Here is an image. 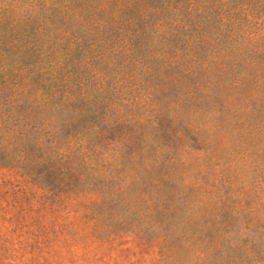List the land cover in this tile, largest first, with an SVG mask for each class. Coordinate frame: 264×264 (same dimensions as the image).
Returning <instances> with one entry per match:
<instances>
[{
  "label": "rangeland",
  "instance_id": "374dc122",
  "mask_svg": "<svg viewBox=\"0 0 264 264\" xmlns=\"http://www.w3.org/2000/svg\"><path fill=\"white\" fill-rule=\"evenodd\" d=\"M67 1L0 0V22ZM72 1L58 9L69 28L103 4ZM211 32L206 43L180 34L171 76H115L107 91L115 102L99 103L64 134L78 138L93 127L87 156L49 157L41 107L13 108L25 121L0 122V264H167V256L177 264H255L260 255L233 248L257 235L222 228L264 223V64L223 48L221 24ZM182 191L195 209L188 216ZM170 235L183 243L166 253Z\"/></svg>",
  "mask_w": 264,
  "mask_h": 264
},
{
  "label": "trees",
  "instance_id": "16d2710c",
  "mask_svg": "<svg viewBox=\"0 0 264 264\" xmlns=\"http://www.w3.org/2000/svg\"><path fill=\"white\" fill-rule=\"evenodd\" d=\"M100 1L103 10L96 7L94 16H77L76 28L67 27L69 17L58 11L68 8L72 0L61 6L53 2L43 14L0 22V122L9 127L12 122L25 121L13 108L26 107L32 114L41 107L46 112L47 134L53 140L49 157L88 155V146L95 138L93 127L78 138L68 140L64 134L93 115L99 103L115 102L110 98L113 93L107 96V91L115 89L111 88L115 76H171L179 70L180 55L175 44L180 34L188 35V41L199 39L206 43L212 38V25L219 23L223 48L240 54L249 52L255 57L252 66L264 64V0ZM79 3L85 6L88 0ZM33 20L38 28L28 30ZM195 32L200 36L193 35ZM101 94L105 95L102 101ZM39 140L42 141L40 136L34 139ZM216 190L210 196L217 197ZM178 195L186 216L192 214L195 209L188 205L189 193L182 191ZM213 211L218 212L217 208ZM231 213L239 216L241 212ZM239 225L227 223L222 232L228 231L227 236H257H250L249 242L238 243L233 250L244 248L247 253L263 257L264 245L256 240H264V223L256 228L249 222ZM176 238L170 235L169 240H164V252L179 248L181 241ZM219 249L213 248L212 253ZM224 249L222 243V252ZM260 257L255 264H264ZM165 259L167 264L178 263L172 256Z\"/></svg>",
  "mask_w": 264,
  "mask_h": 264
}]
</instances>
